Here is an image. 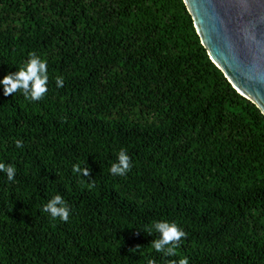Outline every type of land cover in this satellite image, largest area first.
Returning <instances> with one entry per match:
<instances>
[{
    "label": "trees",
    "instance_id": "obj_1",
    "mask_svg": "<svg viewBox=\"0 0 264 264\" xmlns=\"http://www.w3.org/2000/svg\"><path fill=\"white\" fill-rule=\"evenodd\" d=\"M31 53L45 96L0 84V264H264V116L182 0H0V80ZM56 195L67 222L42 210ZM160 221L187 234L175 255Z\"/></svg>",
    "mask_w": 264,
    "mask_h": 264
},
{
    "label": "water",
    "instance_id": "obj_2",
    "mask_svg": "<svg viewBox=\"0 0 264 264\" xmlns=\"http://www.w3.org/2000/svg\"><path fill=\"white\" fill-rule=\"evenodd\" d=\"M209 59L264 116V0H182Z\"/></svg>",
    "mask_w": 264,
    "mask_h": 264
},
{
    "label": "clouds",
    "instance_id": "obj_3",
    "mask_svg": "<svg viewBox=\"0 0 264 264\" xmlns=\"http://www.w3.org/2000/svg\"><path fill=\"white\" fill-rule=\"evenodd\" d=\"M48 74L47 62L38 57L35 53L30 54L24 68L4 75L0 80L3 84L4 94L13 95L18 91H22L26 99L38 101L42 99L48 91L47 88ZM57 87L63 86V78L58 77L56 81ZM17 147H22V142L17 140ZM116 163H113L110 169L112 175L125 176L131 171V158L125 150H121L118 154ZM0 171L7 174L8 180L12 181L15 178L16 169L12 166H6L0 163ZM73 172L88 176L90 169H81L79 165L73 166ZM45 213H49L51 218H59L63 222L69 220L70 211L66 202L60 195L54 196L42 209ZM153 229L159 233V238L152 241V247L160 253L168 256L175 255V249L179 247L182 238H186L187 234L177 226L174 222L160 221L156 222L152 228L147 229V233L152 235ZM149 264H155L154 261H149ZM178 264H188L186 258L179 260Z\"/></svg>",
    "mask_w": 264,
    "mask_h": 264
}]
</instances>
